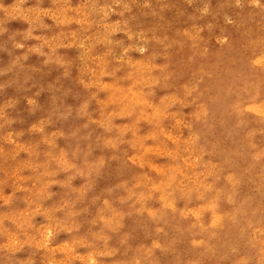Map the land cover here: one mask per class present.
<instances>
[{"label": "rangeland", "instance_id": "rangeland-1", "mask_svg": "<svg viewBox=\"0 0 264 264\" xmlns=\"http://www.w3.org/2000/svg\"><path fill=\"white\" fill-rule=\"evenodd\" d=\"M0 29V264H264V0H0Z\"/></svg>", "mask_w": 264, "mask_h": 264}, {"label": "bare ground", "instance_id": "bare-ground-1", "mask_svg": "<svg viewBox=\"0 0 264 264\" xmlns=\"http://www.w3.org/2000/svg\"><path fill=\"white\" fill-rule=\"evenodd\" d=\"M157 6H158V5H157ZM161 6H162V5H161ZM166 6H167V3H166ZM166 6H165V7H166ZM168 7H169V6H168ZM158 8H159V7H158ZM158 8H157V9H158ZM166 9H168V8H166ZM169 9H170V8H169ZM172 10H173V8H172ZM174 10H175V9H174ZM168 11H169V10H168ZM178 11H180V10H178ZM146 13H147V12H146ZM170 13H171V11H170ZM181 13H182V11H181ZM252 14H253V13H252ZM146 15H147V14H146ZM162 15H163V14H162ZM254 15H255V14H254ZM172 16H173V15H172ZM255 16H256V15H255ZM249 18L251 19L252 17H249ZM155 20H156V19H155ZM176 20H177V19H176ZM245 21H246V20H245ZM172 22H174V21H172ZM255 22H256V21H255ZM159 23H160V22H159ZM163 23H165V22H163ZM165 24H167V23H165ZM244 24H245V22H244ZM155 25H156V23H155ZM57 26H58V25H57ZM65 26H67V25H65ZM132 26H133V25H132ZM160 26H161V25H160ZM164 26H165V25H164ZM248 26H249V25H248ZM58 27H59V26H58ZM127 27H128V26H127ZM165 27H166V26H165ZM165 27H164V28H165ZM68 28H69V27H68ZM128 28H129V27H128ZM128 28H127V29H128ZM144 28H146V27H144ZM28 29H29V28H28ZM58 29H59V28H58ZM69 29H70V28H69ZM147 29H148V28H147ZM165 29H166V28H165ZM244 29H245V28H244ZM59 30H60V29H59ZM65 30H66V28H65ZM132 30H133V29H132ZM145 30H146V29H145ZM149 30H150V29H149ZM149 30H148V31H149ZM152 30H154V29H152ZM22 31H23V30H22ZM61 31H62V30H61ZM148 31H147V32H148ZM244 31H245V30H244ZM51 32H52V31H51ZM145 32H146V31H145ZM242 32H243V31H242ZM14 33L16 34V32H14ZM21 33H22V32H21ZM55 33H56V32H55ZM18 34H19V33H18ZM156 34H157V33H156ZM241 34H242V33H241ZM154 35H155V34H154ZM245 35H246V34H245ZM262 35H263V34H262ZM262 35H261V36H262ZM5 36H6V35H5ZM22 36H23V35H22ZM164 36H165V35H164ZM176 36H177V35H176ZM144 37H145V36H144ZM162 37H163V36H162ZM178 37H179V36H178ZM17 38H18V36H17ZM158 38H159V37H158ZM253 38H255V37H253ZM256 38H257V37H256ZM22 39H23V38H22ZM165 39H166V38H165ZM188 39H189V38H188ZM199 39H200V38H199ZM13 40H14V39H13ZM13 40H12V41H13ZM25 40H26V39H25ZM160 40H161V39H160ZM189 40H190V39H189ZM200 40H201V39H200ZM252 40H253V39H252ZM62 41H63V40H62ZM170 41H172V39H171ZM67 42H68V41H67ZM159 42H160V41H159ZM159 42H158V44H159ZM166 42L168 43V41H166ZM172 42H173V41H172ZM172 42H171V43H172ZM13 43H14V42H13ZM194 43H195V42H194ZM207 43H208V42H207ZM6 45H7V44H6ZM175 45H176V44H175ZM196 45H197V44H196ZM248 45H249V44H248ZM253 45H254V43H253ZM12 46H13V45H12ZM191 46H192V45H191ZM193 46H195V44H194ZM13 48H14V47H13ZM46 48H47V47H46ZM94 48H95V47H94ZM94 48H93V49H94ZM194 48H195V47H194ZM201 48H203V47H201ZM205 48H206V47H205ZM154 49H156V48H154ZM158 49H159V48H158ZM58 50H59V49H58ZM202 50H204V49H202ZM42 51H43V50H42ZM241 51H242V50H241ZM263 51H264V49H263ZM156 54H157V53H156ZM259 54H260V53H259ZM51 55H52V54H50L49 56H51ZM56 55H57V54H56ZM151 55H152V54H151ZM163 55H164V53H163ZM163 55H161V56H163ZM19 56H20V55H19ZM47 56H48V55H47ZM59 56H60V55H59ZM157 56H158V55H157ZM221 56H222V55H221ZM223 56H224V55H223ZM235 56H236V55H235ZM247 56H248V55H247ZM56 57H57V56H56ZM22 58H23V57H22ZM42 58H43V57H42ZM46 58L48 59V57H46ZM247 58H248V57H247ZM254 58H255V57H254ZM44 59H45V58H44ZM51 59H52V58H51ZM53 59H54V58H53ZM62 59H63V58H62ZM62 59H61V60H62ZM199 59H200V58H199ZM166 60H167V59H166ZM245 60H246V59H245ZM247 61H250V60H249V59L246 60V63H247ZM51 62H52V61H51ZM224 62H225V60H224ZM222 64H223V63H222ZM241 64H242V63H241ZM56 65H57V64H56ZM236 65H237V64H236ZM43 66H44V65H43ZM58 66H60V65L58 64ZM219 66H220V65H219ZM239 66H240V65H239ZM55 67H56V66H55ZM60 67H61V66H60ZM240 67H241V66H240ZM208 68H209V67H208ZM215 68H216V67H215ZM228 68H229V67H228ZM232 68H233V67H232ZM243 68H244V67H243ZM247 68H248V67H247ZM216 69H217V68H216ZM238 69H239V68H238ZM37 70H38V69H37ZM218 70H219V69H218ZM241 70H242V69H241ZM241 70H240V71H241ZM243 70H244V69H243ZM159 71H160V70H159ZM162 71H163V70H162ZM175 71H176V70H175ZM212 72H213V71H212ZM212 72H211V73H212ZM235 72H236V71H235ZM176 73H177V72H176ZM232 73H233V72H232ZM165 74H166V73H165ZM174 74H175V73H174ZM33 75H34V74H33ZM143 75H144V74H143ZM168 75H169V74H168ZM175 75H176V74H175ZM204 75H206V73H205ZM213 75H214V74H213ZM234 75H235V74H234ZM34 76H35V75H34ZM42 76H44V75H42ZM45 76H46V75H45ZM132 76H133V75H132ZM227 76H228V75H227ZM239 76H240V75H239ZM246 76H247V75H246ZM223 77H224V76H223ZM229 77H230V76H229ZM236 77H238V76H236ZM251 77H252V76H251ZM20 78H21V76H20ZM23 78H24V77H23ZM31 78H32V77H31ZM34 78H35V77H34ZM56 78H57V76H56ZM166 78H167V77H166ZM170 78H171V77H170ZM224 78H226V77H224ZM38 79H39V78H38ZM159 79H160V78H159ZM209 79H210V78H209ZM244 79H246V78H244ZM56 80H57V79H56ZM165 80H166V79H165ZM222 80H223V79H222ZM226 80H227V79H226ZM228 80H230V79H228ZM238 80H239V78H238ZM208 81H210V80H208ZM177 82H178V81H177ZM210 82H211V81H210ZM230 82H231V81H230ZM230 82H229V83H230ZM237 82H238V81H237ZM6 83H7V82H6ZM8 83H9V82H8ZM161 83H162V81H161ZM225 83H226V82H225ZM261 83H262V82H261ZM16 84H17V83H16ZM170 84H171V83H170ZM170 84H169V85H170ZM12 85H13V84H12ZM164 85H165V84H164ZM33 86H34V85H33ZM36 86H38V85H36ZM54 86H55V85H54ZM166 86H167V85H166ZM208 86H209V84H208ZM223 86H224V85H223ZM38 87H39V86H38ZM168 87H169V86H168ZM200 87H201V86H200ZM211 87H212V86H211ZM207 88H208V87H207ZM227 88H228V87H227ZM39 89H40V88H39ZM181 89H182V88H181ZM215 89H216V87H215ZM182 90H183V89H182ZM88 93H89V92H88ZM92 94H93V93H92ZM199 94H200V93H199ZM203 94H204V92H203ZM213 96H214V95H213ZM94 97H95V96H94ZM147 97H148V96H147ZM236 97H237V96H236ZM90 99H91V98H90ZM92 100H93V99H92ZM248 101H250V100H248ZM239 103H240V102H239ZM106 104H107V103H106ZM240 104H241V103H240ZM71 105H72V104H71ZM97 105H98V104H97ZM113 105H115V104H113ZM100 106H101V105H100ZM138 106H139V105H138ZM138 106H137V107H138ZM101 107H102V106H101ZM113 107H114V106H113ZM244 107H245V106H244ZM244 107H243V108H244ZM254 108H256V107H254ZM39 109H40V108H39ZM81 109H82V108H81ZM133 110H134V109H133ZM143 110H144V109H143ZM69 111H70V110H69ZM81 111H82V110H81ZM92 111H93V110H92ZM108 111H109V110H108ZM112 111H113V110H112ZM135 111H136V110H135ZM219 111H220V110H219ZM235 111H236V110H235ZM253 111H254V110H253ZM259 111H260V110H259ZM87 112H88V111H87ZM100 112H101V111H100ZM133 112H134V111H132V113H133ZM145 112H146V111H145ZM255 112L258 113V111H255ZM76 113H77V112H76ZM98 113H99V112H98ZM105 113H106V112H105ZM108 113H109V112H108ZM259 113H260V112H259ZM57 114H58V113H57ZM109 114H110V113H109ZM135 114H136V113H135ZM260 114H261V113H260ZM78 115H79V113H78ZM81 115H82V114H81ZM238 115H239V114H238ZM48 116H49V115H48ZM54 116H55V115H54ZM54 116H53V117H54ZM87 116H88V115H87ZM258 116H259V115H258ZM91 117H92V116H91ZM113 117H114V115H113ZM78 118H80V116H78ZM114 118H115V117H114ZM114 118H113V119H114ZM147 118H148V117H147ZM195 118H196V117H195ZM71 119H72V118H71ZM74 119H75V118H74ZM88 119H89V118H88ZM88 119H87V120H88ZM111 119H112V118H111ZM109 120H110V119H109ZM151 120H152V119H151ZM151 120H150V121H151ZM69 121H70V120H69ZM139 121H140V120H139ZM139 121H138V122H139ZM89 122H90V121H89ZM102 122H103V121H102ZM152 122H153V121H152ZM99 123H100V122H99ZM135 124H136V123H135ZM146 124H147V123H146ZM191 124H192V123H191ZM158 125H159V124H158ZM90 127H91V126H90ZM99 127H100V126H99ZM152 127H153V126H152ZM158 127H160V126H158ZM85 128H87V127H85ZM101 128H102V127H101ZM114 128H115V127H114ZM138 128H141V127H138ZM74 129H75V128H74ZM156 129H157V128H156ZM109 130H110V129H109ZM103 131H104V130H103ZM116 131H118V130H116ZM107 132H108V131H107ZM199 132H200V131H199ZM78 133H79V132H78ZM101 133H102V132H101ZM136 133H137V132H136ZM70 134H71V133H70ZM73 134H74V133H73ZM123 134H124V133H123ZM130 135H131V134H130ZM120 136H122V135H120ZM158 136H159V135H158ZM197 136H198V135H197ZM116 137H117V136H116ZM118 137H119V136H118ZM109 138H110V137H109ZM130 138H131V137H130ZM118 139H119V138H118ZM112 140H113V139H112ZM103 141H104V140H103ZM108 141H109V140H108ZM108 141H107V142H108ZM110 141H111V140H110ZM128 141H129V139H128ZM117 142H119V141H117ZM123 142H125V141H123ZM35 143H36V142H35ZM35 143H34V144H35ZM101 145H103V144H101ZM104 145L107 146L106 144H104ZM32 146H33V145H32ZM37 146H38V145H37ZM111 146H112V145H111ZM109 147H110V146H109ZM35 148H36V147H35ZM35 148H33V149H35ZM107 148H108V147H107ZM35 150H36V149H35ZM50 151H51V150H50ZM50 151H49V152H50ZM46 153H47V152H46ZM48 154H49V153H48ZM258 154H259V153H258ZM34 155H35V154H34ZM59 155H60V153H59ZM63 155H65V153H64ZM54 156H55V154H54ZM54 156H53V157H54ZM84 156H85V155H84ZM35 158H36V156H35ZM74 158H75V157H74ZM66 159H67V158H66ZM52 160H53V159H52ZM99 160H100V159H99ZM45 163H46V162H45ZM47 163H48V162H47ZM56 163L58 164V162H56ZM83 163H84V162H83ZM91 163L93 164V162H91ZM101 164H102V163H101ZM39 165H40V164H39ZM41 165H42V164H41ZM59 166H60V165H59ZM99 166H100V165H99ZM64 167H65V166H64ZM76 167H77V166H76ZM44 168H45V166H44ZM48 168H49V167H48ZM54 168H55V167H54ZM60 168H61V166H60ZM70 168H71V167H70ZM84 168H85V167H84ZM95 169L97 170V168H95ZM62 170H63V169H62ZM92 170H94V168H93ZM79 171H80V170H79ZM88 171H89V169H88ZM88 173H89V172H88ZM98 173H99V172H98ZM85 174H87V173H85ZM170 174H171V173H170ZM83 175H84V174H83ZM136 176H137V175H136ZM162 176H163V175H162ZM139 177H140V176H139ZM139 177H138V178H139ZM142 179H143V178H142ZM158 179H159V178H158ZM174 179H175V178H174ZM171 181H172V180H171ZM89 183H90V182H89ZM143 183H144V182H143ZM147 183H148V182H147ZM175 183H176V182H175ZM135 184H136V183H134L133 185H135ZM148 184H149V183H148ZM177 184H178V183H177ZM146 185H147V184H146ZM165 185H166V184H165ZM141 186H142V185H141ZM135 187H136V186H135ZM165 187H166V186H165ZM144 189H145V188H144ZM148 189H149V188H148ZM125 190H126V189H125ZM171 190H172V189H171ZM143 191H144V190H143ZM165 192H166V191H165ZM130 193H131V192H130ZM136 194H137V193H136ZM136 194H135V195H136ZM164 194H165V193H164ZM171 194H172V193H171ZM128 195H129V194H128ZM141 195H143V194L141 193L139 196H141ZM136 196H137V195H136ZM150 196H151V195H150ZM170 196H172V195H170ZM136 198H137V197H136ZM130 199H131V198H130ZM139 199H140V198H139ZM142 199H143V198H142ZM145 199H146V197H145ZM145 199H144V200H145ZM126 201H127V200H126ZM139 201H141V200H139ZM139 201H138V202H139ZM135 203H137V202H135ZM130 205H131V204H130ZM136 205H137V204H136ZM144 205H145V204H144ZM141 206H142V205H141ZM142 207H143V206H142ZM140 208H141V207H140ZM140 208H139V209H140ZM135 210H136V209H135ZM135 210H134V211H135ZM144 210H145V209H144ZM1 227H2V226H1ZM2 228H3V227H2Z\"/></svg>", "mask_w": 264, "mask_h": 264}, {"label": "clouds", "instance_id": "clouds-1", "mask_svg": "<svg viewBox=\"0 0 264 264\" xmlns=\"http://www.w3.org/2000/svg\"><path fill=\"white\" fill-rule=\"evenodd\" d=\"M4 11H7V9H4ZM60 22L61 23H64V21H60ZM0 30H2V29H0ZM113 30H115V29H113ZM27 35L28 36H31V30H29V32L27 33ZM40 39H43V38L41 37ZM44 44H49V46L51 47V44L47 40L44 41ZM39 50H40L39 48L36 49V51H39ZM141 51H142V49H141Z\"/></svg>", "mask_w": 264, "mask_h": 264}]
</instances>
